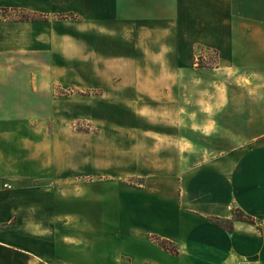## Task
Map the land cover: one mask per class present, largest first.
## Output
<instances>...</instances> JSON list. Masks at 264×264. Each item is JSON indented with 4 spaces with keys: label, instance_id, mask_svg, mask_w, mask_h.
I'll return each instance as SVG.
<instances>
[{
    "label": "crops",
    "instance_id": "1",
    "mask_svg": "<svg viewBox=\"0 0 264 264\" xmlns=\"http://www.w3.org/2000/svg\"><path fill=\"white\" fill-rule=\"evenodd\" d=\"M44 47L57 66L50 85L66 82L63 63L130 62L125 135L130 179L142 184L106 175L118 120L107 121L109 136L98 126L105 162L83 144L82 167L63 169L73 134L58 115L85 103L46 88L52 118L0 117V264H264L257 226L210 221L239 208L264 222V0H0V54ZM6 94L0 87V111ZM104 95L96 109L124 108L118 88Z\"/></svg>",
    "mask_w": 264,
    "mask_h": 264
},
{
    "label": "rangeland",
    "instance_id": "2",
    "mask_svg": "<svg viewBox=\"0 0 264 264\" xmlns=\"http://www.w3.org/2000/svg\"><path fill=\"white\" fill-rule=\"evenodd\" d=\"M4 15L6 16V21H13L21 17L19 13L16 15H6L4 13ZM58 17L71 20L77 16L66 14ZM18 32L23 35L28 33L27 30H18ZM21 46L27 45L22 44ZM47 49L44 47L45 51L40 54L9 51L0 54V70L3 72L2 76H5L0 79V87L5 86L7 93L4 96L7 109L0 111V117L22 119L23 121L52 118L51 96L46 93V88H49L48 92L52 91L54 96H71L73 100H82L85 103L80 105L82 109H79L77 105L78 108L74 110L66 109L58 115L59 118L65 120V126L73 134L70 136L72 141L71 150L67 149L63 154V157L65 156L64 158L69 161L68 164L63 166V169L78 170L82 167L78 157H75V150L79 146L83 149V144H86L85 151L91 156H94L96 151L99 152L101 150V154L104 155L103 161L105 162V156H111V153L105 150L107 142L99 144L98 150L94 148L97 144L94 139L97 138V132H100V127L98 126L99 124H105L103 136H109L107 131L111 130V128L107 121L118 120L123 126L115 129V133L110 136L112 140L108 142V145L115 147L117 154L116 161L111 160L116 166L113 169L115 172L106 175L118 178L127 185L140 186L142 179H130V137L125 135L126 129L130 128V109H126L127 105H123V103L127 102L126 97H130V62H110L107 59L108 57H105L102 61L63 63L61 65L65 66V70H62V74L66 82L50 85L46 72H51L50 69L57 68V66L55 63L50 62L48 56H46L48 54ZM123 49L122 47L115 48L114 51L122 53ZM102 52L107 56V51L104 50ZM215 60L214 57L210 63H215ZM112 87L118 88V99L116 102L124 106V108L111 109L108 107L102 109L100 107L96 109V100H100V96L104 95V91H110ZM103 97L104 101L109 100L108 95ZM78 136H89L93 140H83L82 142ZM91 144L93 145L90 146ZM105 177L108 178L109 176ZM6 185H8L7 188L10 187L9 184Z\"/></svg>",
    "mask_w": 264,
    "mask_h": 264
},
{
    "label": "trees",
    "instance_id": "3",
    "mask_svg": "<svg viewBox=\"0 0 264 264\" xmlns=\"http://www.w3.org/2000/svg\"><path fill=\"white\" fill-rule=\"evenodd\" d=\"M45 17L40 15H33V14H25L22 13L19 21H40L44 20ZM210 221L223 229H225L228 232H232L234 228V222H242L250 225H255L258 227V229L264 233V222L260 221L245 212H243L239 208H235L233 211V219L232 220H225L221 218H211ZM152 240H154L161 248L164 250L172 253L173 255H177L179 253L178 248L174 243L167 239H162L159 237H153Z\"/></svg>",
    "mask_w": 264,
    "mask_h": 264
},
{
    "label": "built area",
    "instance_id": "4",
    "mask_svg": "<svg viewBox=\"0 0 264 264\" xmlns=\"http://www.w3.org/2000/svg\"><path fill=\"white\" fill-rule=\"evenodd\" d=\"M4 187H8V185L4 184Z\"/></svg>",
    "mask_w": 264,
    "mask_h": 264
}]
</instances>
